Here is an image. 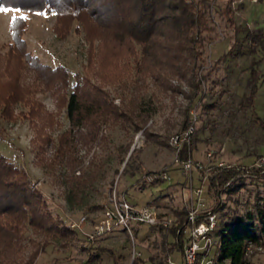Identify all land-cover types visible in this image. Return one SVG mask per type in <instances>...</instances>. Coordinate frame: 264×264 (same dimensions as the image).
Instances as JSON below:
<instances>
[{
    "label": "rangeland",
    "instance_id": "rangeland-1",
    "mask_svg": "<svg viewBox=\"0 0 264 264\" xmlns=\"http://www.w3.org/2000/svg\"><path fill=\"white\" fill-rule=\"evenodd\" d=\"M8 9L10 11L0 13V70L11 48V21L15 16H23L27 21L24 34L27 52L52 69L66 67L71 88L73 75L79 73L81 78L88 77L94 84H103L117 104L120 97L132 93L139 79L133 59L117 54L113 50L116 44L111 35H100L97 24L86 27L79 21H73L68 33L60 37L54 32L56 17L53 10L28 12ZM210 18L215 28L213 40L205 44V60L199 70L201 93L190 108V116H196L192 156L205 165L256 166L264 159V0H212ZM9 63L7 69L15 71V62ZM20 74L21 83L30 91V97L53 115L52 126L44 129L51 140L47 144L33 142L37 139V130L29 116L30 107L18 101L12 107L13 119L0 115V152L27 171L33 186L41 192L47 211L54 217L73 228V223L86 216L81 227L73 228L79 231L77 235L69 240H53L43 251L40 250L35 264H130L134 246L141 252L145 264L162 261L167 254L180 261V251L169 253L165 250L167 241H175L174 236L157 226L134 225L130 239L120 227L94 240L87 236L93 233L105 204L114 192L117 197H125L133 204L153 206L161 216L177 220L182 209L187 210L184 194H189L191 187L202 185L201 172L193 169L191 177L185 174L174 161V151L168 142L170 136L181 129L189 103L186 96L159 91L148 79L142 103L151 110L146 125L150 139L146 140L143 130L132 136L119 126L110 125L102 128L106 139L97 140L90 151L76 139L75 155L82 158L83 171L86 174L92 172L91 182L77 194L70 192L73 181L68 178L72 171L64 162L49 167L36 154L38 145H41L42 156L51 158L57 138L70 129L65 107L57 93H53L29 65L25 63ZM6 80V76L0 77V98L5 93ZM253 83L258 85L254 96L251 93ZM182 88L188 91L185 83ZM2 107L1 104L0 109ZM72 132L77 134L75 130ZM129 142L127 153L125 147ZM132 148L135 149L131 163V168L136 169L134 174L131 169L123 171ZM163 171L170 179L160 182L146 180L147 174ZM74 173L78 175L79 171ZM252 195L251 190H243L233 197L239 199L237 207L241 212L246 210L244 203L252 200ZM202 199L199 210L210 209L205 192ZM25 235L21 256L27 258L33 250L30 239L42 240L43 235L32 227H28ZM219 245V237H214L210 258L219 260ZM250 248V264H264V241L262 245H251ZM90 254H97L98 258L91 260ZM150 257L154 261H150ZM6 264L15 263L9 259Z\"/></svg>",
    "mask_w": 264,
    "mask_h": 264
},
{
    "label": "trees",
    "instance_id": "trees-1",
    "mask_svg": "<svg viewBox=\"0 0 264 264\" xmlns=\"http://www.w3.org/2000/svg\"><path fill=\"white\" fill-rule=\"evenodd\" d=\"M211 1L0 0V6L4 8L28 12L53 10L56 17L54 32L60 37L68 33L73 21H79L86 27L97 24L100 35H111L116 44L113 50L117 54L122 53L133 59L134 70L139 75L137 82H140H135L132 93L120 97L118 104L103 84H94L88 77L81 78L79 73L73 75L74 84L71 88L70 73L66 67L52 69L27 52L24 39L27 21L23 16H15L10 24L11 48L5 65L0 70V77H7L3 87L5 93L0 98V105H3L0 115L9 120L13 119V104L24 102L30 107L29 116L37 130V139L33 142H50L51 136L44 129L52 126L53 115L36 103L30 97V91L22 85L20 73L26 63L37 72V76L45 80L53 93H57L70 122V129L57 138L51 158L42 156L41 145H38L36 154L49 167L57 162H64L72 171L68 178L73 181L70 192L78 194L91 182L92 172L86 174L81 166L82 158L78 159L75 155L76 139L90 151L97 140L106 139L102 128L109 125L119 126L132 136L143 130L146 140L150 139L146 125L151 110L142 103V93L148 87V79L153 81L159 91L183 93L186 96L189 103L180 130L190 123V108L201 93L202 79L199 77V70L205 60L204 47L213 40L212 32L215 30L210 18ZM11 61L15 62V71L7 69ZM183 83L187 85L188 91L183 90ZM257 90L258 85L253 83V96ZM72 130L77 134H73ZM130 145L129 142L125 147L127 153ZM134 152L135 149L123 168V171L131 169L132 174L136 172V169L131 168ZM187 153L188 147L184 146L181 156L186 157ZM91 162L90 160L89 163ZM207 168L204 192L211 204L210 209L217 212L218 222L213 236L219 237L218 259L227 260L230 264H250L248 247L260 246L264 241V163L256 166H218L213 163L207 165ZM76 170L79 171L78 175L74 173ZM243 190H251L253 199L244 203L246 210L241 212L237 207L239 199L233 197ZM43 199L39 189L33 186L27 171L0 152V264H6L9 259L15 264H35L40 250L43 251L53 240H69L79 232L47 211V204ZM181 213L178 214V225L165 229L175 238L172 243L166 242L165 250L169 253L174 250L181 251L184 244L183 229L188 225V212L182 209ZM28 227L40 232L43 238L30 239L33 250L25 258L21 253L25 247L23 240ZM159 228L163 230L162 227ZM123 230L130 239L129 232ZM134 231L137 233L136 227ZM89 257L95 260L98 255L90 254ZM149 260L154 261V258L150 257ZM132 264H145V261L138 256ZM153 264H164V260Z\"/></svg>",
    "mask_w": 264,
    "mask_h": 264
},
{
    "label": "built area",
    "instance_id": "built-area-1",
    "mask_svg": "<svg viewBox=\"0 0 264 264\" xmlns=\"http://www.w3.org/2000/svg\"><path fill=\"white\" fill-rule=\"evenodd\" d=\"M258 2V0H250ZM196 116L191 117L190 123L183 130L177 131L169 138V145L174 151V161L178 163L185 174L191 173L193 169L201 171L202 185L197 188H190V193L184 194V202L187 207V222L188 225L183 229L184 244L181 252V260H175L171 255H167L164 259V264H226L225 261L210 258L209 254L214 245L213 233L217 226V212L211 209L199 210L202 204V195L204 193V184L207 180L206 171L207 165L196 161L192 156L191 143L195 133ZM188 147L186 157H182V149ZM209 155H211L209 153ZM264 163V159L260 164ZM259 164V165H260ZM218 166H224L223 163H217ZM205 171V172H203ZM148 182L165 181L170 179L166 171L149 173L146 176ZM86 216H83L79 222L73 223V228H79L85 222ZM178 220L169 216H161L158 211L150 205H137L127 200V198L117 197L114 192L105 204L102 216L98 219L93 233H90L87 238L94 240L96 237L103 236L112 232L115 228L120 227L126 229L130 235L133 234L134 225L148 224L150 226L162 227L168 229L172 225H178ZM181 231V229L179 230ZM251 246V245H250ZM248 247V253L251 251ZM141 256V252L137 251L135 246L132 250V259Z\"/></svg>",
    "mask_w": 264,
    "mask_h": 264
},
{
    "label": "snow or ice",
    "instance_id": "snow-or-ice-1",
    "mask_svg": "<svg viewBox=\"0 0 264 264\" xmlns=\"http://www.w3.org/2000/svg\"><path fill=\"white\" fill-rule=\"evenodd\" d=\"M8 11H10V9H8V8H0V13L8 12Z\"/></svg>",
    "mask_w": 264,
    "mask_h": 264
},
{
    "label": "water",
    "instance_id": "water-1",
    "mask_svg": "<svg viewBox=\"0 0 264 264\" xmlns=\"http://www.w3.org/2000/svg\"><path fill=\"white\" fill-rule=\"evenodd\" d=\"M132 150H133V148L131 149L130 153L132 152ZM130 153H129V155H130ZM129 155H128V157H129ZM128 157H127V159H128ZM127 159H126V160H127ZM125 163H126V162H125Z\"/></svg>",
    "mask_w": 264,
    "mask_h": 264
}]
</instances>
